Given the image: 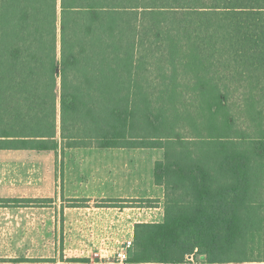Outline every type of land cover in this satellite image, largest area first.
Returning <instances> with one entry per match:
<instances>
[{
  "label": "trees",
  "instance_id": "16d2710c",
  "mask_svg": "<svg viewBox=\"0 0 264 264\" xmlns=\"http://www.w3.org/2000/svg\"><path fill=\"white\" fill-rule=\"evenodd\" d=\"M91 146L162 150L129 264L264 261V0H0V149Z\"/></svg>",
  "mask_w": 264,
  "mask_h": 264
},
{
  "label": "crops",
  "instance_id": "0c3cea01",
  "mask_svg": "<svg viewBox=\"0 0 264 264\" xmlns=\"http://www.w3.org/2000/svg\"><path fill=\"white\" fill-rule=\"evenodd\" d=\"M94 148L97 147L69 149ZM113 149L132 150L133 152L139 149L152 151L154 157L149 161L151 175L144 181L142 178L137 179L138 177H133L132 181L120 179L121 177L111 181L106 176L96 178L93 174L81 180L79 179L82 176L80 168L73 167L74 165L69 163L67 158L64 162L62 184H60V199L52 202H45L50 195L44 192L49 189L51 183L53 186L52 181L54 180H50L49 175L34 176L28 173L33 170L39 171L41 168L39 161L49 159L55 151L0 149V210L4 211H0V235H4L3 231L8 229L9 234L13 235L11 240L15 241H12L13 247L0 250V264H50V257L54 258L52 264H60V247L50 256L49 224L51 221L55 223L56 220L55 216L48 215V209L51 206L60 208L66 232L70 231L68 234L74 232L76 220L85 214L121 216L126 224L132 227L139 222L163 220L164 189L161 185H157L153 178V167L155 161L160 159L158 158L160 149L108 148L100 150ZM119 154L123 155V153ZM121 165L122 163L120 167ZM123 169L126 172L130 168L124 164ZM91 172L92 170L89 173ZM116 172H121V168L118 167ZM91 179L99 181L101 185L91 186L89 183ZM99 187L113 190L115 195L105 196ZM52 190L55 192L54 186ZM113 200H120V202ZM21 233L23 234L20 236ZM195 260L203 262L204 258L198 254ZM240 264H264V261Z\"/></svg>",
  "mask_w": 264,
  "mask_h": 264
},
{
  "label": "rangeland",
  "instance_id": "374dc122",
  "mask_svg": "<svg viewBox=\"0 0 264 264\" xmlns=\"http://www.w3.org/2000/svg\"><path fill=\"white\" fill-rule=\"evenodd\" d=\"M137 152H133L132 150H120L113 149L110 151H102L100 149H60L58 148L55 152H52V156L47 160H41V168L39 171L33 170L29 172L30 175H49L51 177L50 180H54L52 182L55 188V192H53L52 183L49 186V189L44 193L50 195V198L45 202L57 201L60 199V184H62V175L64 173V162L68 158V162L72 163L77 169L80 168L81 175L79 179L84 180L86 176L93 174L96 178L106 176L111 181L115 178L121 177L120 179H127V181H132L133 177L142 178L143 181L146 180L148 176L151 175V169L149 161L154 157L152 155L153 152L150 150H135ZM161 152V153H160ZM158 154V158L162 156V150H160ZM123 153V155L119 154ZM35 162V161H34ZM122 163L121 167L120 164ZM126 164L130 169L129 171H124L123 167ZM149 165V166H148ZM121 168V172H116L117 168ZM90 170H92L91 173ZM121 176H117L120 175ZM61 176V181H60ZM19 177V175H18ZM82 177V178H81ZM19 183V182H18ZM91 186L101 185L99 181L89 180ZM58 187V188H57ZM97 190V189H96ZM99 190L105 194V196H110L113 194V190L102 189L99 187ZM62 193V191H61ZM107 194V195H106ZM115 195V194H113ZM15 198V197H14ZM11 198V199H14ZM99 201V200H98ZM260 202H264V193L261 195ZM264 208V207H263ZM1 212H4L0 210ZM48 215L55 216L56 220L54 222H50L49 224V249L50 256L60 247V264H83V263H72L73 261H69V259L64 258L63 249L66 238L69 236L66 232L65 224L63 223L62 213L60 214V208H52V206L48 209ZM22 214V213H21ZM60 217V220H58ZM4 235H0V250H7L12 246L11 236L12 233L9 234L8 229L3 231ZM72 232V231H71ZM76 230H74V234ZM23 233L20 234V236ZM15 242V241H13ZM54 258L50 257V264ZM129 264V263H128Z\"/></svg>",
  "mask_w": 264,
  "mask_h": 264
},
{
  "label": "built area",
  "instance_id": "2783aa9c",
  "mask_svg": "<svg viewBox=\"0 0 264 264\" xmlns=\"http://www.w3.org/2000/svg\"><path fill=\"white\" fill-rule=\"evenodd\" d=\"M66 238L63 256L84 264H128L134 227L121 216L85 214Z\"/></svg>",
  "mask_w": 264,
  "mask_h": 264
}]
</instances>
